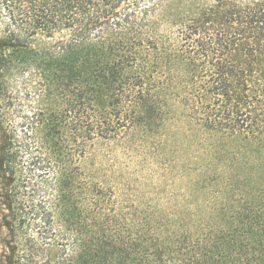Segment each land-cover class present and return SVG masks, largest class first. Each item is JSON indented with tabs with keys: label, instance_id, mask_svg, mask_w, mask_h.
I'll use <instances>...</instances> for the list:
<instances>
[{
	"label": "trees",
	"instance_id": "16d2710c",
	"mask_svg": "<svg viewBox=\"0 0 264 264\" xmlns=\"http://www.w3.org/2000/svg\"><path fill=\"white\" fill-rule=\"evenodd\" d=\"M0 264H264V0H0Z\"/></svg>",
	"mask_w": 264,
	"mask_h": 264
},
{
	"label": "rangeland",
	"instance_id": "374dc122",
	"mask_svg": "<svg viewBox=\"0 0 264 264\" xmlns=\"http://www.w3.org/2000/svg\"><path fill=\"white\" fill-rule=\"evenodd\" d=\"M127 141L128 139L123 141L99 140L90 149L92 156L101 167L100 177L106 185L122 189L123 184L128 180L139 183L155 181L163 176L165 171L158 163V157L148 155L144 149H128ZM143 187L140 185L138 188L144 190Z\"/></svg>",
	"mask_w": 264,
	"mask_h": 264
}]
</instances>
